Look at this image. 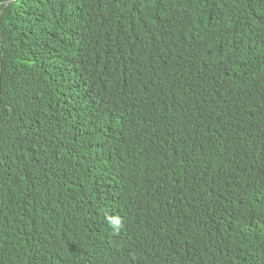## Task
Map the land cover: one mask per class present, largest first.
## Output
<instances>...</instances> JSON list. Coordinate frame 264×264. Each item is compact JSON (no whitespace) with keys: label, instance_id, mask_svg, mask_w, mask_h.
Instances as JSON below:
<instances>
[{"label":"trees","instance_id":"obj_1","mask_svg":"<svg viewBox=\"0 0 264 264\" xmlns=\"http://www.w3.org/2000/svg\"><path fill=\"white\" fill-rule=\"evenodd\" d=\"M0 264H264V0H0Z\"/></svg>","mask_w":264,"mask_h":264}]
</instances>
